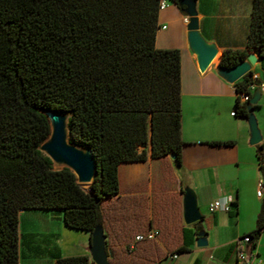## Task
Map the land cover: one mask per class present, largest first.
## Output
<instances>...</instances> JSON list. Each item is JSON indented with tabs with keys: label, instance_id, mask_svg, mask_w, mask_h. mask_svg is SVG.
I'll use <instances>...</instances> for the list:
<instances>
[{
	"label": "trees",
	"instance_id": "1",
	"mask_svg": "<svg viewBox=\"0 0 264 264\" xmlns=\"http://www.w3.org/2000/svg\"><path fill=\"white\" fill-rule=\"evenodd\" d=\"M159 1L0 0V264H17L21 210H59L65 227L89 235L100 226L108 264H156L185 251L200 229L182 224L181 191L167 186V159L180 166L183 144L180 65L178 49L154 47ZM249 52L264 67V0L251 1L243 49L223 50L219 63L231 67ZM249 83L259 84L251 71L233 83L235 93L250 97ZM239 95L233 114L246 117ZM43 111L66 113L71 138L89 148L95 172L86 190L38 150L49 133ZM146 146L159 178L149 194H120L118 166L145 161ZM255 153L264 191L261 144ZM263 211L264 200L247 233L250 250ZM149 229L155 239L134 241Z\"/></svg>",
	"mask_w": 264,
	"mask_h": 264
},
{
	"label": "crops",
	"instance_id": "2",
	"mask_svg": "<svg viewBox=\"0 0 264 264\" xmlns=\"http://www.w3.org/2000/svg\"><path fill=\"white\" fill-rule=\"evenodd\" d=\"M251 1L194 0L197 32L205 42L215 47L218 54L202 72L197 69L195 57L187 45L186 17L170 0H166L165 7L157 13L154 47L179 50V133L183 144L180 166L176 173L172 171V190L181 191L180 202L184 188L194 193L202 217L198 221L199 230L205 232L207 245L196 247L195 235H191V243L185 251L176 254L175 258L167 254L156 264H235V240L249 233L255 226L264 200V191L260 196L255 193L261 178L255 153L256 144H249L245 117L230 114L234 111L235 99L239 94L235 93L233 84L222 81L212 69L214 63L220 60L223 50L243 49ZM250 70L251 79L264 84V67H261L258 57ZM238 97L242 102L241 96ZM254 105L252 113L260 135L257 144L262 145L264 164V93H261ZM147 160H152L148 151L143 162ZM167 160L172 167L171 159ZM140 163L120 165H124L127 174H131L133 169L141 167ZM120 165L117 168L119 193H138L130 187L125 191L120 189ZM131 183L134 184L135 180ZM150 187L142 192L149 194ZM215 200L227 201L228 209L209 211L208 204ZM68 231L76 232L77 235H69L63 244L62 233ZM17 234V264H56L58 257L81 255L87 257V264L91 262L89 233L65 227L59 210H21L18 214ZM250 252L251 258L259 259L264 264V227Z\"/></svg>",
	"mask_w": 264,
	"mask_h": 264
},
{
	"label": "water",
	"instance_id": "3",
	"mask_svg": "<svg viewBox=\"0 0 264 264\" xmlns=\"http://www.w3.org/2000/svg\"><path fill=\"white\" fill-rule=\"evenodd\" d=\"M180 13L186 17V41L189 50L195 57L197 69L202 72L212 63L217 54L215 47L205 42L197 32V20L194 0H174ZM256 52H249L244 59L231 67L220 65L218 59L212 69L214 74L227 84H233L243 75L248 73L255 63ZM261 91L255 87L246 103V123L249 131V144H257L260 141L259 130L252 113V106L258 101ZM48 122L49 133L46 139L38 146L51 161L55 169L67 168L75 177L79 185L89 184L95 172V163L89 148L82 143L73 140L66 126L67 114L53 111L42 112ZM173 155H169L173 159ZM201 215L196 205L194 193L184 188L181 198V221L187 226L201 220ZM207 245L205 232L198 230L195 233V246L198 248ZM89 255L94 264H108L107 253L104 249V238L100 226L94 227L90 233ZM250 258L249 245L245 247V259Z\"/></svg>",
	"mask_w": 264,
	"mask_h": 264
},
{
	"label": "rangeland",
	"instance_id": "4",
	"mask_svg": "<svg viewBox=\"0 0 264 264\" xmlns=\"http://www.w3.org/2000/svg\"><path fill=\"white\" fill-rule=\"evenodd\" d=\"M146 151L149 152L148 146H146ZM139 166H141V167L133 169L131 174H133V173L134 174L131 175V174H127L128 171L124 165H120V167H119V185H120V189L122 191H125L127 188L130 187L133 192H142V191L146 190L148 188V186H151L152 184H154L157 181V179L159 178V171H158L156 161L151 160V162H148V160H147L146 162L140 163ZM171 168H172L171 170L174 173H176L175 171H176L177 167L172 164ZM132 180L133 181L135 180L134 184L131 183ZM87 186H88V184L81 185V187L85 190L87 189ZM167 186H168V189L172 190L174 185L172 183V184H168ZM63 234H64V236L62 237L63 244L66 243L67 239L69 238V235H71V237L77 235L76 232H72V231L64 232V233H62V235ZM66 248L64 250H66Z\"/></svg>",
	"mask_w": 264,
	"mask_h": 264
},
{
	"label": "built area",
	"instance_id": "5",
	"mask_svg": "<svg viewBox=\"0 0 264 264\" xmlns=\"http://www.w3.org/2000/svg\"><path fill=\"white\" fill-rule=\"evenodd\" d=\"M165 2L164 0H160L158 4V11L162 10L165 7ZM253 80V79H251ZM255 87H258L261 91V93H264V84L259 83L257 86L253 85L252 83L248 84V89L250 93L253 91ZM242 98V102L248 101L249 96L247 94H240ZM233 115V112L230 113ZM263 192V183L262 180L260 179L257 182V189H256V195L260 196ZM229 203L227 201L221 202V201H212L211 203L208 204V210L212 211L215 209H221L226 211L228 209ZM156 230L154 229H149L145 235L138 234L134 237V241H140L142 239H155L156 238ZM249 237L246 235H243L239 237L237 240H235V264H263L262 261L259 259H253L251 258V252H250V258L245 259V247L249 243ZM175 255H171V258H175Z\"/></svg>",
	"mask_w": 264,
	"mask_h": 264
},
{
	"label": "bare ground",
	"instance_id": "6",
	"mask_svg": "<svg viewBox=\"0 0 264 264\" xmlns=\"http://www.w3.org/2000/svg\"><path fill=\"white\" fill-rule=\"evenodd\" d=\"M215 56H216V55H215ZM214 58H215V57H214ZM214 58H213V60H214ZM213 60H212V61H213Z\"/></svg>",
	"mask_w": 264,
	"mask_h": 264
}]
</instances>
